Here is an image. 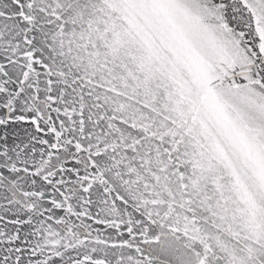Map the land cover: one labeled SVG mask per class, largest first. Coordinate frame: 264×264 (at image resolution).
<instances>
[{
  "label": "snow or ice",
  "instance_id": "snow-or-ice-1",
  "mask_svg": "<svg viewBox=\"0 0 264 264\" xmlns=\"http://www.w3.org/2000/svg\"><path fill=\"white\" fill-rule=\"evenodd\" d=\"M0 264H264V0H0Z\"/></svg>",
  "mask_w": 264,
  "mask_h": 264
}]
</instances>
